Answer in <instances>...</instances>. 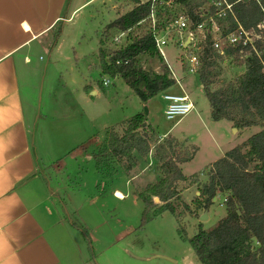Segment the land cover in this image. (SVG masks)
Listing matches in <instances>:
<instances>
[{
	"label": "rangeland",
	"instance_id": "1",
	"mask_svg": "<svg viewBox=\"0 0 264 264\" xmlns=\"http://www.w3.org/2000/svg\"><path fill=\"white\" fill-rule=\"evenodd\" d=\"M83 1L77 0V4ZM133 6L132 0H93L44 38L48 46L39 54L34 71L30 72L32 77L28 96H33L36 111L34 141L39 150L43 142L44 153L49 159L57 160L58 164L68 163L69 173L74 171L75 164L70 162L72 157L68 151L77 147L80 150L78 155L82 170L69 175L66 204L71 206L73 203L82 213L89 210L88 214L83 215L86 220L90 219L87 216L94 208L96 215L92 220L109 222L117 232L122 228L129 233L126 242L131 243L132 251L144 256L155 253L163 258L153 259L146 264H200L188 238L196 234L199 226L205 231L215 228L226 212L224 196L221 194H217L207 210H198V190L207 182L211 165L221 158L220 153L240 145L260 128L237 131L227 121H212L210 106L199 82L195 75H189L186 71L180 75L182 79L189 78L188 94L199 119L193 117L196 114L193 111V115L178 123L165 119L164 101L159 95L144 105L123 79L103 75L98 56L99 42L104 50L117 51L143 31L142 28L133 29L126 43L121 45L112 42V38L118 34L117 30L104 31L111 21L130 11ZM169 38V45L163 51L167 62L178 72L177 64L185 66V56L190 53L196 55L195 46L203 39L197 36L186 47H182L183 39H179L176 34L170 33ZM138 64L146 71L161 72L159 58L140 57ZM243 71V67L237 68L225 58L221 64L220 81H234ZM104 81L108 82L106 86L102 85ZM144 108H147V122L159 139H163L160 136L168 131L166 136L177 139L184 147L193 150L194 154L191 161L180 166L188 180L177 185L182 195L176 214L165 212L140 228L143 204L138 193L161 177L151 159L153 152L146 159L138 160L137 166L128 172L116 166V172L111 176L95 173L92 154L97 142H105L110 129L116 128L120 132L122 122L144 112ZM49 173L53 174L46 172V176ZM97 184L95 189L101 193L99 200L93 202L89 200L87 192H94L93 185ZM188 189L190 191L187 192ZM114 190L121 192L125 199L115 197ZM202 214L207 216L205 221H200ZM101 230L94 231L93 237L101 239L102 235L98 233ZM94 246L98 257L100 251H106L97 240ZM116 250L113 249L118 255ZM83 254L84 261L89 262L87 252ZM129 264L134 263L130 261Z\"/></svg>",
	"mask_w": 264,
	"mask_h": 264
},
{
	"label": "trees",
	"instance_id": "2",
	"mask_svg": "<svg viewBox=\"0 0 264 264\" xmlns=\"http://www.w3.org/2000/svg\"><path fill=\"white\" fill-rule=\"evenodd\" d=\"M209 1L174 0L172 9L161 17L162 27L170 19L184 16L192 29L215 13ZM225 1L232 5V15L227 13L224 19L217 20L221 35L235 33L236 22L248 32L255 30L253 42L258 56L249 46L240 43L224 45V57L235 67H243L244 72L234 81L221 82V64L225 58L214 50L210 34H205L204 40L195 46L200 64L194 75L208 100L212 121H227L237 131L260 129L211 165L207 182L198 190L196 208L207 210L217 194H221L226 213L210 231L199 226L188 242L200 264H264V31L256 30L264 17V0ZM132 2L133 8L111 21L104 31L130 30L131 33L142 28V33L117 51L104 50L99 42L98 56L102 74L123 79L145 105L150 99L167 93L175 83L168 78V68L146 27L139 25L149 3ZM140 57L159 58L160 74L139 66ZM119 61L128 62L116 64ZM152 152L151 159L161 177L138 193L143 204L140 228L165 212L176 214L180 202L177 185L188 180L180 166L191 161L194 151L169 135L159 139L142 111L122 122L120 132L110 129L105 142L92 154L96 171L111 176L116 166L128 172Z\"/></svg>",
	"mask_w": 264,
	"mask_h": 264
},
{
	"label": "crops",
	"instance_id": "3",
	"mask_svg": "<svg viewBox=\"0 0 264 264\" xmlns=\"http://www.w3.org/2000/svg\"><path fill=\"white\" fill-rule=\"evenodd\" d=\"M74 1L0 0V264H146L163 259L155 253L144 256L132 251L131 243L126 242L129 233L122 228L117 232L109 222L92 220L96 215L94 208L86 220L83 215L89 210L82 213L70 198L71 206L66 204L69 175L82 170L78 147L68 151L70 162L75 164L70 173L68 163L58 164L47 157L43 142L41 150L36 147V111L33 96H28L30 72L48 46L44 38L93 0L80 4ZM187 43L186 40L184 46ZM177 66L178 72L173 70L179 85L175 84L167 93L189 96V78L182 79L184 66ZM195 108L194 105V113ZM193 117L199 119V114L196 112ZM96 144L97 149L102 142ZM226 152L222 151L221 157ZM94 171L100 175L95 164ZM46 172L53 174L46 176ZM97 186L93 185L94 192H87L90 201L99 200L101 192L95 189ZM113 194L119 200L125 199L117 190ZM100 229L101 239L94 238L93 232ZM95 240L106 250L100 251L99 257ZM113 249H117L118 255ZM84 251L89 262L83 259Z\"/></svg>",
	"mask_w": 264,
	"mask_h": 264
},
{
	"label": "built area",
	"instance_id": "4",
	"mask_svg": "<svg viewBox=\"0 0 264 264\" xmlns=\"http://www.w3.org/2000/svg\"><path fill=\"white\" fill-rule=\"evenodd\" d=\"M146 2L149 3V6L145 17L139 23V25H144L146 27L147 33H149V35L152 37L157 53L162 58L170 72L168 78L173 80L177 85H179V79L172 67L167 62L163 51L164 48L169 45L170 33H174L179 37V39H183V43L184 39L190 43L194 41L195 37L197 36H201V38L204 40L205 34H210L214 50H216L219 55L223 57V59L225 57L222 52V47L224 45L235 46L238 43H240L242 46H249V48H251V50L258 56V52L253 42L255 30L248 32L244 30L238 22H236L237 31L235 33H229L225 36L221 35L217 20L224 19L227 13L232 15V5L228 4L225 0H210V4L215 8V13L213 15L207 16L205 21L196 24L192 29H190L189 20L184 16L172 18L168 21V25L165 26V29L162 27L161 17L166 11L173 7L174 0H146ZM207 24L210 26L208 27ZM256 30L264 31V17H262V20L256 26ZM129 33L130 30L126 32H119L112 38V42L115 45H121L123 42L126 43ZM183 43H181L182 47H184ZM185 61L186 64L184 65L186 67L187 74H196L200 64L198 57L195 54L190 53L189 55L185 56ZM127 62L128 61H119L116 62V64L126 65ZM107 84V81L102 83L103 86H106ZM161 99L165 104L163 115L167 121H178L194 111V105L189 96L185 93L181 95L163 93L161 94Z\"/></svg>",
	"mask_w": 264,
	"mask_h": 264
},
{
	"label": "water",
	"instance_id": "5",
	"mask_svg": "<svg viewBox=\"0 0 264 264\" xmlns=\"http://www.w3.org/2000/svg\"><path fill=\"white\" fill-rule=\"evenodd\" d=\"M185 47H186V45H185ZM144 113L147 114V108H144ZM213 200H215V199H213ZM155 202H158V200L155 199ZM206 219H207L206 214H202L201 218H200V221H205Z\"/></svg>",
	"mask_w": 264,
	"mask_h": 264
},
{
	"label": "bare ground",
	"instance_id": "6",
	"mask_svg": "<svg viewBox=\"0 0 264 264\" xmlns=\"http://www.w3.org/2000/svg\"><path fill=\"white\" fill-rule=\"evenodd\" d=\"M117 196H120V195H119V193H118V195H117Z\"/></svg>",
	"mask_w": 264,
	"mask_h": 264
}]
</instances>
